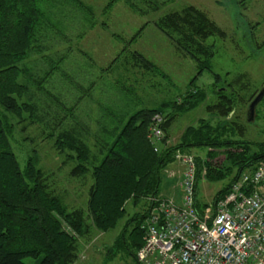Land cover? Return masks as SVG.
<instances>
[{
  "label": "trees",
  "instance_id": "trees-1",
  "mask_svg": "<svg viewBox=\"0 0 264 264\" xmlns=\"http://www.w3.org/2000/svg\"><path fill=\"white\" fill-rule=\"evenodd\" d=\"M129 1L138 8L134 1ZM88 11L89 6L83 0H0V264H71L76 255L77 235L85 228L82 212L69 211L61 197L47 185L36 149L23 165L12 140L17 121L34 119L49 127L55 125L53 120L58 113L53 112L52 107L58 105L54 103L52 86L56 76L67 75L65 65L71 50L70 45L63 49L52 43L53 39H59L55 36L65 38V30H68L54 28L64 22L80 23L82 19L93 24L87 16ZM81 12L84 17L78 14ZM155 24L197 62V74L205 69L213 71L215 45L207 39L209 36L226 37L228 33L203 9L189 4L180 11L161 15ZM35 52L39 56L38 62L30 60ZM131 57L128 60H135L137 65L167 76L140 51L132 50ZM38 63L42 65L39 67ZM215 74V81L221 79V73ZM198 76L192 78L190 88L184 94L157 105L137 107V103L115 101L112 106L99 99L96 116L99 141L95 144L100 146L97 151L90 146L88 136L81 133L82 129L62 128L56 133L57 146L69 150V155L77 159L73 170L78 173L90 171L93 176L89 209L97 226L103 229L115 226L127 212L128 199L137 203L142 198L150 200V196L159 195L162 168L172 159L175 149L194 144L219 146L230 143L220 139V133L209 131L206 123L198 127L187 126L179 143L161 150L156 149L148 137L156 113L162 112L167 118L173 111L190 110L206 99V90L195 84ZM94 81H89L90 86ZM102 82L99 87L110 84L109 81ZM121 86L129 88L125 84ZM226 90L227 87L216 90L224 99L222 105L234 94ZM131 92L137 99V94ZM15 117L17 121H14ZM163 126L165 128L166 124ZM49 135H55V130ZM239 142H233L242 146L239 151L228 150L230 162L225 168L213 166L210 160L206 164L205 175L210 179L226 177L237 169L231 181L217 190L213 205L230 191L245 168L264 160V141L254 143L257 149L253 150L250 145ZM211 155L214 154L209 152ZM196 166V204L202 210L204 206L197 197L203 171L200 156L196 157ZM152 207L150 200L145 211H136L127 218L118 235L119 248L130 250L136 261L137 249L144 241L140 224ZM137 220L139 223H134ZM131 225L133 228L129 230ZM132 237L136 240L134 244L130 241ZM132 245L138 247L132 249Z\"/></svg>",
  "mask_w": 264,
  "mask_h": 264
},
{
  "label": "rangeland",
  "instance_id": "rangeland-1",
  "mask_svg": "<svg viewBox=\"0 0 264 264\" xmlns=\"http://www.w3.org/2000/svg\"><path fill=\"white\" fill-rule=\"evenodd\" d=\"M83 1L89 6L87 16L93 24L82 19L80 23L64 22L54 28L68 29L64 34L70 39L59 35L55 36L59 39L52 38V43L63 49L70 45L71 50L65 65L67 75L56 76L52 86L54 103L58 105L52 107V111L58 113L53 120L54 128L34 119L18 122L15 117L13 148L23 165L36 149L47 185L61 197L69 211L82 212L85 228L82 234L77 235L76 255L71 264H139L130 250L119 248L117 239L127 218L136 211H145L150 200L145 197L135 203L128 199L127 212L115 226L108 229L97 226L89 209L93 176L90 171L78 173V170H73L77 159L69 155V150L57 146L56 133L62 128L82 129L81 133L88 136L90 146L97 151L100 146L95 144L99 141L96 134L99 132L96 123L99 99L112 106H115V101L120 104L137 103V107L157 105L160 101L184 94L190 88L192 78L199 75L195 84L206 90V99L190 110L169 113L170 116L163 121V125L166 124L163 139L156 149L179 143L187 126L198 127L201 123L208 124L209 131L220 133L218 137L230 143L219 146L194 144L175 149L172 159L162 168L159 195L180 197L185 168L183 153L191 152L195 157L200 156L203 163L197 197L204 207L212 203L217 190L231 181L237 169L226 177L210 179L205 175L208 160L215 167L225 168L230 162L228 150L239 151L242 147L236 146L234 141L250 145L251 150L257 149L254 143L264 141V97L256 106L255 117L247 119L249 103L264 85V0H132L138 8L128 0ZM189 4L203 9L227 30L226 37L209 36L207 39L215 45L213 71L205 69L197 74V62L155 24L161 15L180 11ZM78 14L84 17L82 12ZM134 49L158 65L167 76L137 65L133 59L128 60L132 58ZM32 55L30 60L38 62L37 53ZM216 72L221 73L218 81H215ZM100 77L110 84L99 87V83H104L98 81ZM93 80L90 86L89 81ZM122 84L130 89H125ZM219 87H227L226 91L234 92L232 97H227L225 105H222L224 99L216 91ZM151 127L152 124L148 131L150 141ZM54 130L55 135H49ZM209 152L214 155L209 156ZM262 161L243 171L256 168ZM132 228L133 225L129 230ZM141 237H144L143 230ZM130 239L133 244L136 242L134 237ZM131 247L135 249L138 245Z\"/></svg>",
  "mask_w": 264,
  "mask_h": 264
},
{
  "label": "built area",
  "instance_id": "built-area-1",
  "mask_svg": "<svg viewBox=\"0 0 264 264\" xmlns=\"http://www.w3.org/2000/svg\"><path fill=\"white\" fill-rule=\"evenodd\" d=\"M165 116H154L150 138L164 136ZM181 193L152 195L153 207L142 221L140 264H264V160L242 171L230 191L202 210L196 204V157L183 153Z\"/></svg>",
  "mask_w": 264,
  "mask_h": 264
},
{
  "label": "water",
  "instance_id": "water-1",
  "mask_svg": "<svg viewBox=\"0 0 264 264\" xmlns=\"http://www.w3.org/2000/svg\"><path fill=\"white\" fill-rule=\"evenodd\" d=\"M263 97H264V85L261 87V89L258 91V93L249 103V107L247 111L248 120H252L255 117L256 106Z\"/></svg>",
  "mask_w": 264,
  "mask_h": 264
},
{
  "label": "crops",
  "instance_id": "crops-1",
  "mask_svg": "<svg viewBox=\"0 0 264 264\" xmlns=\"http://www.w3.org/2000/svg\"><path fill=\"white\" fill-rule=\"evenodd\" d=\"M161 185V184H160Z\"/></svg>",
  "mask_w": 264,
  "mask_h": 264
}]
</instances>
